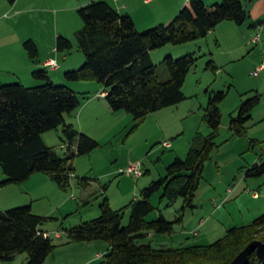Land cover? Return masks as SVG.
Returning <instances> with one entry per match:
<instances>
[{
	"label": "rangeland",
	"instance_id": "374dc122",
	"mask_svg": "<svg viewBox=\"0 0 264 264\" xmlns=\"http://www.w3.org/2000/svg\"><path fill=\"white\" fill-rule=\"evenodd\" d=\"M91 1H105L117 6L112 0H33V7L24 8L17 14L13 13L7 0H0V85L22 83L27 87L37 86L43 81L34 79L32 73L46 70L54 84L78 92L80 106L71 114L75 123H78L77 115L85 101H97L109 107L101 95L105 90L103 86L95 81L69 82L64 77L66 72L77 70L84 64L85 57L78 48L75 34L83 27L78 9ZM241 1L248 14L244 24L224 21L205 38L180 45H167L151 52L162 82L169 78L162 63L165 57L177 59L188 54L198 57L185 80L182 91L186 99L182 103L148 115L133 131L136 123L124 111H112L109 115L104 113L103 108H97V116L90 120L89 116L83 115L84 126L94 132V138L90 137L100 146L90 154L75 159L76 175L66 191L53 183L56 196L50 186L44 185L49 198L56 200L53 208L48 198L41 199L35 206V210L45 219L41 228L50 232L56 246L45 264L102 263L109 249L106 242L69 243L67 230L97 218L100 204L105 198L109 199L113 209L124 210L123 225L126 226L130 216L128 205L140 199L141 192L151 182L165 177L167 166L175 158L184 159L187 156L197 134H210L204 115L213 92H225L226 98L220 104L222 122L216 139L218 147L205 165L195 197V208H187L183 212V221L175 225L172 235L153 233L146 240L155 248L210 245L222 239L227 230L249 225L264 215V175H246L250 167L264 160V70L258 76L254 75L264 64V0ZM22 5L18 9H22ZM257 23L262 25L256 30L252 26ZM159 24L147 27L139 22L137 29L144 31ZM257 33H260V41L254 43L253 38ZM58 36L70 40L73 48L57 52ZM29 39L38 47L39 56L34 60L28 57L23 47V43ZM21 55L29 59L28 65L36 66L35 69L27 67L21 61ZM49 58L57 59L58 71L52 72V69L42 66L43 60ZM210 59L218 67L216 71L206 68ZM27 74L31 75L36 85L27 83ZM78 83L90 84L92 88L85 90L82 86H76ZM256 92L261 95V103L246 125L247 135L236 136L230 131V119L238 114L242 101ZM65 119L67 124H71L70 116H65ZM63 138L62 127L44 135L45 144L55 146L60 156H64L66 151ZM165 142L171 143V147L165 148ZM75 148L76 142L73 143L72 151ZM138 162L143 166L144 175L136 179L126 170ZM83 177L91 179L88 188L78 183V178ZM255 193L258 194L256 198ZM160 199V192L151 198L156 209L147 219L156 220L162 214L167 221H175L182 214L183 199L170 207ZM24 200L28 202L27 198ZM17 202L19 200L15 198L10 202L0 198V210L30 205V202ZM57 232L61 233L62 239L56 237ZM18 257L13 263L7 264H22L28 256L21 254Z\"/></svg>",
	"mask_w": 264,
	"mask_h": 264
},
{
	"label": "trees",
	"instance_id": "16d2710c",
	"mask_svg": "<svg viewBox=\"0 0 264 264\" xmlns=\"http://www.w3.org/2000/svg\"><path fill=\"white\" fill-rule=\"evenodd\" d=\"M7 1L10 5L17 2ZM78 15L83 27L75 36L85 61L64 77L69 82L95 81L103 86L104 98L111 110L124 111L133 117L136 124L132 131L148 115L186 99L182 91L185 80L198 61L195 54L177 59L165 57L162 63L169 78L162 82L151 52L205 38L224 21L242 25L248 18L241 0H222L210 6L203 0H186L175 17L144 31L137 29L129 14H120L105 1H91L78 9ZM23 47L31 60L39 56L32 39L25 41ZM72 48L70 40L58 36L57 52ZM206 68L218 69L212 59ZM32 76L43 84L0 85V167L5 176L0 188L20 185L34 174H44L66 191L72 185L75 159L90 154L100 144L65 121V116H71L80 106L79 94L67 86L54 84L46 70L34 71ZM225 98V92L210 94L204 115L210 134H197L187 156L175 158L167 166L165 177L151 182L141 192L140 199L128 205L130 216L126 226L123 225L124 210L113 209L105 198L97 218L67 230L68 242H106L109 249L101 264H231L251 243L264 242V215L249 225L227 230L222 239L210 245L155 248L146 240L150 233L172 235L175 225L183 221V212L195 208L205 165L218 147L220 104ZM260 103L258 92L242 101L238 114L229 123L234 135H247L246 125ZM60 127L66 148L64 156L43 141L45 133ZM74 142L76 148L72 151ZM246 175H264V160L250 167ZM90 182V178H78L83 188H88ZM159 192L161 202L166 201L167 207L183 199L182 214L175 221H167L162 214L156 220L147 219L156 209L151 198ZM44 220L34 214L31 205L0 210V263H12L18 255L27 254L26 264H45L56 246L51 238L43 236L45 232L40 227ZM247 264H264V261L253 252Z\"/></svg>",
	"mask_w": 264,
	"mask_h": 264
},
{
	"label": "crops",
	"instance_id": "0c3cea01",
	"mask_svg": "<svg viewBox=\"0 0 264 264\" xmlns=\"http://www.w3.org/2000/svg\"><path fill=\"white\" fill-rule=\"evenodd\" d=\"M117 6H113L115 9H117V11L121 13V11H124V14H129L136 27H138V23H142L147 27L153 26V25H157L159 23H162L164 21H168L169 19L175 17V15L180 11V9L183 7V5L185 4L186 0H153L150 3H146L145 0H112ZM205 2L206 5L210 6L213 5L215 3L221 2L222 0H203ZM20 4H23V8L22 9H18V7L20 6ZM33 0H17V2L14 5H11V9L13 11V13H17L19 14L20 12L23 11V9H30L31 7H33ZM1 17V15H0ZM13 57V56H12ZM28 58V57H27ZM13 58H11L10 60H12ZM21 61H23V63L28 67H30V69H35L36 66H32V65H28L29 63L28 60L26 59V57H24V55H21ZM52 60H56V58H49ZM49 59H44L42 66L44 68H46L44 66V63L49 60ZM58 62V61H57ZM57 70H53L52 72H56ZM29 76V77H28ZM26 77V75H25ZM27 83H29V85H36L35 81H33V78L31 77V75L27 74ZM51 80L52 77H51ZM82 83H78L76 84V86H82V88L84 87L85 90L91 89L92 85L88 84V85H81ZM78 93V92H77ZM97 108H103L105 110V114H111L112 110L109 107H105L99 104V102L97 101H85L83 103V106L81 108V111L78 113V123H75V120L73 118V116H70V121L71 124H73L77 130L91 136L94 138V132L88 128H86L84 125V121H83V115H87L89 116V120L93 119V117L96 115L97 116ZM108 108V109H107ZM103 110V111H104ZM115 114V113H114ZM115 115H112V117H114ZM98 119V118H97ZM45 135V134H44ZM44 135H43V141L45 143V139H44ZM47 147L50 148H55V146H48L47 144H45ZM76 175V174H75ZM36 178V179H35ZM5 176L3 175V173H0V181L4 180ZM35 180V181H33ZM36 182V184H35ZM55 182H53L51 180V178L47 175L44 174H34L27 182L20 184V185H8L6 187L0 188V198L4 199V200H14L18 199L19 202L17 203H29L32 206V210L34 212V214L40 216V212H37V210H35V206L36 204L43 198H48L50 201V205L51 208H53L54 206V201H56L54 198H49V196L47 195V192L45 190L44 185H48L50 186V189L52 191H54L55 195L57 196V192L55 191ZM17 186V187H16ZM20 186V187H18ZM14 188V189H12ZM53 193V194H54ZM11 195H13V197H11ZM23 197V198H22ZM24 198L28 199V202H24ZM256 198V197H255ZM136 199V198H135ZM23 201V202H21ZM58 203V202H57ZM63 204L60 203V206ZM22 205V204H21ZM42 227V226H41ZM40 227V229L45 232V233H50L47 232L46 230L42 229ZM60 233V232H59ZM153 233H150L148 237H150ZM152 238V237H151ZM59 239H62V235ZM22 257V256H21ZM19 258L18 256L15 258V260ZM14 260V261H15ZM24 261L22 262V264H26L28 257L23 259ZM13 261V262H14ZM12 262V263H13ZM0 264H7V263H0Z\"/></svg>",
	"mask_w": 264,
	"mask_h": 264
},
{
	"label": "built area",
	"instance_id": "2783aa9c",
	"mask_svg": "<svg viewBox=\"0 0 264 264\" xmlns=\"http://www.w3.org/2000/svg\"><path fill=\"white\" fill-rule=\"evenodd\" d=\"M153 0H145L146 3H150L152 2ZM261 26H256L255 29H260ZM260 33H257L254 38H253V42L254 43H259L260 41ZM44 66L47 67V68H50V69H53V70H57L59 68V63L56 61V60H52V59H49L47 60L45 63H44ZM264 70V64H262L258 69L257 71L254 73L255 76H258L260 74L261 71ZM102 97L105 96V94L102 92ZM163 146L165 148H170L171 147V143L169 142H165L163 144ZM126 173L129 174V175H132L134 176L136 179H139L141 178L143 175H144V169H143V166L140 162L138 163H134V164H131L127 170H126ZM74 175L71 174V178H73ZM255 197H258V194L255 193L254 194ZM39 234H41V232H38ZM43 236L44 237H49L51 238V234L50 233H43ZM56 237L57 238H60L61 237V233L57 232L56 233Z\"/></svg>",
	"mask_w": 264,
	"mask_h": 264
},
{
	"label": "water",
	"instance_id": "95a60500",
	"mask_svg": "<svg viewBox=\"0 0 264 264\" xmlns=\"http://www.w3.org/2000/svg\"><path fill=\"white\" fill-rule=\"evenodd\" d=\"M256 252L261 260L264 261V242L255 241L251 243L231 264H247L249 256Z\"/></svg>",
	"mask_w": 264,
	"mask_h": 264
}]
</instances>
